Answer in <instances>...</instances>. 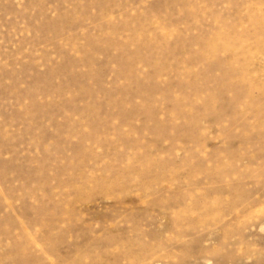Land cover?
I'll use <instances>...</instances> for the list:
<instances>
[{
    "label": "rangeland",
    "instance_id": "obj_1",
    "mask_svg": "<svg viewBox=\"0 0 264 264\" xmlns=\"http://www.w3.org/2000/svg\"><path fill=\"white\" fill-rule=\"evenodd\" d=\"M0 264H264V0H0Z\"/></svg>",
    "mask_w": 264,
    "mask_h": 264
}]
</instances>
